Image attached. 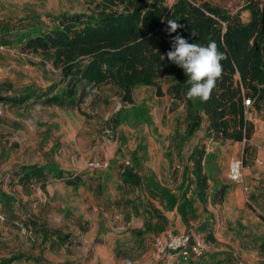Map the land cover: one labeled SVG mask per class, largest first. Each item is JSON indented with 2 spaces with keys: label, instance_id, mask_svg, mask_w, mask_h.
Listing matches in <instances>:
<instances>
[{
  "label": "rangeland",
  "instance_id": "rangeland-1",
  "mask_svg": "<svg viewBox=\"0 0 264 264\" xmlns=\"http://www.w3.org/2000/svg\"><path fill=\"white\" fill-rule=\"evenodd\" d=\"M204 1L250 20L244 0ZM97 2L0 0V41L15 43L0 44V191L8 197H0V261L24 256L32 260L14 264H182L160 255L156 243L188 233L204 241L205 253L183 264H264V108L246 117L254 124L252 139L235 143L209 139L203 114L190 134L188 107L196 109L197 100L174 101L167 94L171 79L134 88L133 103L113 86L102 87L80 109L43 100L9 103L25 88L60 96L68 86L63 69L22 52L19 35L36 24L52 27L51 17L61 13H90ZM194 114L200 116L197 109ZM197 147L206 150L205 201L197 184L189 182L186 190L183 183ZM235 157L243 160V183L253 197L228 178ZM93 162L101 168L90 167ZM25 165H54L74 177L24 188L14 172ZM127 169L141 177V188L124 184ZM223 187L226 195L218 201ZM170 196L177 198L175 206ZM184 199L190 201L185 217L178 209Z\"/></svg>",
  "mask_w": 264,
  "mask_h": 264
},
{
  "label": "trees",
  "instance_id": "trees-1",
  "mask_svg": "<svg viewBox=\"0 0 264 264\" xmlns=\"http://www.w3.org/2000/svg\"><path fill=\"white\" fill-rule=\"evenodd\" d=\"M98 0L90 13H61L51 17L52 27L44 29L41 24L22 32L16 44L24 53L42 55L54 67L63 69L67 88L61 95L38 93L25 88L9 103L22 106L43 100L49 105H68L80 109L88 98H95L104 86L119 88L123 100L133 103L134 88L144 85L157 86L160 78L171 79L174 84L167 94L175 100L187 99L190 85L186 83L184 70L167 59L172 36L180 34L190 43L207 46L215 42L220 52L225 53L223 72L207 101L199 99L196 109L200 116L195 118L193 105L188 115L194 118L190 134L194 133L205 117L207 137L210 139L249 142L254 124L245 116V101L255 100L251 111L264 108V0H244L250 20L245 23L239 14L232 15L226 9L204 0ZM175 20L184 27L169 34L167 21ZM191 33L196 36L191 37ZM0 35V40L2 39ZM13 45V41H0ZM248 149H246V152ZM205 149L197 147L191 156L192 167L183 175L186 190L197 184L199 198L206 200L208 178L205 173ZM17 184L24 188L44 185L49 180H63L73 174L54 165H25L14 172ZM126 186L141 188V177L127 169L121 174ZM194 178V180H193ZM194 181V182H193ZM226 187L215 197L224 199ZM2 199H8L0 191ZM177 198L169 197L175 206ZM190 207L184 199L178 209L183 217ZM211 238V237H210ZM213 240V238L211 239ZM24 256L0 261V264L29 262ZM39 263V260H34Z\"/></svg>",
  "mask_w": 264,
  "mask_h": 264
},
{
  "label": "clouds",
  "instance_id": "clouds-1",
  "mask_svg": "<svg viewBox=\"0 0 264 264\" xmlns=\"http://www.w3.org/2000/svg\"><path fill=\"white\" fill-rule=\"evenodd\" d=\"M169 34L177 33L184 27L175 20L167 21ZM191 33V37H195ZM167 59L184 70L187 76L186 83L190 88L186 92L189 100L199 99L207 101L223 72L222 61L226 59L225 53L219 51L216 43L210 42L207 46L190 43L184 36H172L171 49L167 52Z\"/></svg>",
  "mask_w": 264,
  "mask_h": 264
},
{
  "label": "built area",
  "instance_id": "built-area-1",
  "mask_svg": "<svg viewBox=\"0 0 264 264\" xmlns=\"http://www.w3.org/2000/svg\"><path fill=\"white\" fill-rule=\"evenodd\" d=\"M236 1V0H232ZM264 89V85L260 86ZM255 100L247 99L245 101V116L250 114V108L254 105ZM130 166V162H126ZM260 164H262L260 162ZM92 168H101L98 162L90 163ZM244 163L241 158H232L228 168V178L231 182L242 185L243 191L248 193L250 189L244 185ZM157 251L164 257L167 255L169 258L178 257L183 262H189L193 258H201L204 255L205 243L200 238L192 237L191 234L182 233L178 235L167 234L164 237L157 239Z\"/></svg>",
  "mask_w": 264,
  "mask_h": 264
},
{
  "label": "crops",
  "instance_id": "crops-1",
  "mask_svg": "<svg viewBox=\"0 0 264 264\" xmlns=\"http://www.w3.org/2000/svg\"><path fill=\"white\" fill-rule=\"evenodd\" d=\"M261 162H262V161H261ZM258 176H259V175H258ZM255 178H256V180H259V177H255ZM230 182H231V181H230ZM232 183H233V182H232ZM235 184H236V183H235ZM237 185H239V184H237ZM240 186H242V185H240ZM130 188H132V187H130ZM132 189H137V188H132ZM249 192H250V194L252 193V197L255 195V193L253 192L252 189H250ZM249 192H248V193H249ZM178 259H180V258H178ZM193 259H194V258H193ZM193 259H192V260H193ZM260 259H261V260H264V258H260ZM192 260H191V261H192ZM191 261H189V262H183V261L180 259V262H182V264H183V263H190Z\"/></svg>",
  "mask_w": 264,
  "mask_h": 264
}]
</instances>
